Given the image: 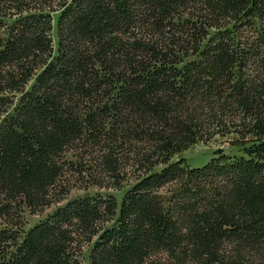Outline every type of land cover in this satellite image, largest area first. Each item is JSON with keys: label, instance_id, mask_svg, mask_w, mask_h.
Wrapping results in <instances>:
<instances>
[{"label": "trees", "instance_id": "1", "mask_svg": "<svg viewBox=\"0 0 264 264\" xmlns=\"http://www.w3.org/2000/svg\"><path fill=\"white\" fill-rule=\"evenodd\" d=\"M227 135L240 156L170 162ZM77 186L122 193L66 200ZM85 246L264 264V0H0V264Z\"/></svg>", "mask_w": 264, "mask_h": 264}, {"label": "rangeland", "instance_id": "2", "mask_svg": "<svg viewBox=\"0 0 264 264\" xmlns=\"http://www.w3.org/2000/svg\"><path fill=\"white\" fill-rule=\"evenodd\" d=\"M56 15L53 14V20L55 21ZM53 21V23H54ZM212 32V31H211ZM50 37L53 41V44L55 43V28L54 25L52 27V31L50 32ZM234 135H227L225 137H219L215 136L208 142H197L195 145H192L187 150L182 151L181 153L175 154L170 158V162H175L179 159H183L188 167L190 168H197L205 164L209 159L215 158L218 155H215L214 153L217 150H221L224 155L228 156H240V152L237 148L231 147L230 143L234 140ZM159 168V167H158ZM156 168V169H158ZM127 184L123 183V189H125ZM84 193H87L88 195H93L95 193H98L102 196L104 195H113L116 199L119 201V197L121 196L122 191L115 192L110 189H99L96 187L87 186L85 188L75 187L73 188L68 196L66 197V200H71L76 197H81ZM63 203L55 206L52 205L46 209H44L41 212L30 214L28 211L24 210L22 214V223H23V229L26 230L30 228L32 225L37 223L38 221L45 218V216L49 213H51L56 207L63 205ZM89 246H85L81 254L79 256V262L80 264H88L87 262V250Z\"/></svg>", "mask_w": 264, "mask_h": 264}, {"label": "water", "instance_id": "3", "mask_svg": "<svg viewBox=\"0 0 264 264\" xmlns=\"http://www.w3.org/2000/svg\"><path fill=\"white\" fill-rule=\"evenodd\" d=\"M221 153H222L221 150H217L214 154H215V155H219V154H221Z\"/></svg>", "mask_w": 264, "mask_h": 264}]
</instances>
